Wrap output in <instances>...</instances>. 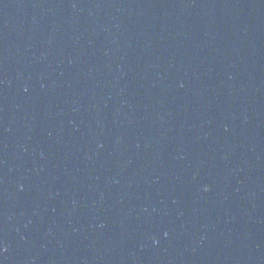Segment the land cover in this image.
I'll return each instance as SVG.
<instances>
[{
	"label": "water",
	"instance_id": "95a60500",
	"mask_svg": "<svg viewBox=\"0 0 264 264\" xmlns=\"http://www.w3.org/2000/svg\"><path fill=\"white\" fill-rule=\"evenodd\" d=\"M0 264H264V0H0Z\"/></svg>",
	"mask_w": 264,
	"mask_h": 264
}]
</instances>
